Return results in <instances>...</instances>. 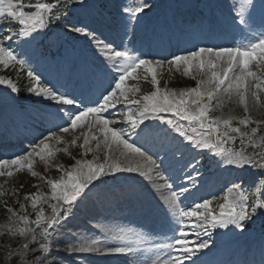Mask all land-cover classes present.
Listing matches in <instances>:
<instances>
[{
    "label": "snow or ice",
    "instance_id": "snow-or-ice-1",
    "mask_svg": "<svg viewBox=\"0 0 264 264\" xmlns=\"http://www.w3.org/2000/svg\"><path fill=\"white\" fill-rule=\"evenodd\" d=\"M62 6V0H56L53 4L49 2H35L25 4L23 0H0V25L6 29V34L0 35V65L8 68L13 65L23 67L26 61L18 59L10 46H6L16 37H29L38 29H43L51 20L52 14L59 11ZM151 5L147 0H139L135 7L125 8L124 11L129 15L130 19H136L137 15L144 13L150 9ZM255 5L252 0H239L237 17L241 25L248 24V16L251 15L249 9H254ZM47 14V15H46ZM247 14V16H246ZM63 18L67 19V12L61 13ZM61 16H56L60 19ZM5 21L7 24H5ZM13 22L18 23V31H13L7 27ZM71 31L82 33L85 36L91 37L94 41L96 51L103 58V68L99 69L104 73L110 74L112 80L109 82V87L104 90L94 101H90L92 106H88L81 98L70 93L60 92L57 89L41 86V77L35 72L29 70L27 76L34 81V86L29 87V91L47 97L49 102H54L56 112L53 114L58 119L66 124V127H61L62 133H68L70 130H77L87 126V133L84 135L83 146H87L91 140H97V135L93 132L96 128L103 135V143L111 150L112 145L122 146L124 150L122 155L139 156L142 158L143 165L147 166V170L142 174L147 176L153 171V168H158L156 161L152 156L146 155L141 147H137L135 142H129L126 138L128 135H135L137 140L147 138L154 135L159 125L152 123V120L163 121L164 125L172 126V129L179 134L180 137L186 139L189 145L194 148L207 149L214 152L218 156H223L225 162L229 165H236L240 168L251 166L253 168L264 171V151L252 152L249 154L244 144L247 143L255 148L258 147L254 142L255 134L259 131L258 121H251L257 124V127H252L250 133L242 132L239 126L233 127V117L223 118L212 116L211 113L217 108L223 106V97L221 93L227 94L229 97L235 94L245 104L247 109V93L249 91L248 78L257 79V73L250 68L255 62L264 64V31H261L258 37H255L247 45L232 48H199L196 51H190L186 55H174L171 60H149L141 59L134 56L128 49L122 45L114 46L113 43L106 42L97 37L95 30L89 31L85 27H72ZM207 53V57L204 55ZM215 57V59L213 58ZM226 59V66L221 63ZM164 63L170 66L180 68L185 66V74H191L193 68H197L201 73L207 75L206 80H200L198 86L177 92L172 89H161L160 79L158 78V69L162 68ZM143 68L146 73L151 74V83L154 85V91L144 95L141 98H133L131 94L140 92V88L136 84H129V80H139L136 75L137 70ZM84 71L95 72L96 69L85 68ZM147 79V76L144 77ZM8 85L12 91H19L17 85L11 79L0 77V85ZM255 90L251 95L256 101L260 100V91L264 89V80H260L254 85ZM106 93V94H105ZM126 108L128 129H121L113 125V121L108 119L106 112L108 109H114L117 105ZM135 108V110H134ZM165 114H171L166 116ZM178 117L179 119H173ZM180 120L188 122L190 127L186 128L180 124ZM238 123L247 127L250 123L248 118L239 119ZM59 126V125H57ZM223 126V131L221 130ZM137 129L139 131L137 132ZM215 133V140L211 139ZM230 133L236 135H230ZM165 135L167 133L165 132ZM240 140L239 150H229L224 145L229 142ZM51 139L62 140V137L57 133H51V136L45 137L40 144L35 145L31 152L24 156H16L11 160H0V176L11 177L20 169L29 171L33 168L32 157H39L44 160L45 157L54 155L49 141ZM79 139V137H77ZM76 140L72 141L75 144ZM264 143V138H262ZM97 148L100 147L98 143ZM67 151V149H65ZM87 152H92V148H87ZM198 161L190 163L189 166L193 171L198 166ZM142 164L137 161L135 166L129 163L122 167L118 161L111 163H95L93 160L78 161L71 170H67L64 176L59 179L48 180L47 183L51 187V197L53 200L60 201L70 207L75 206L78 201L86 196L87 191L91 187H95L94 182H99L109 172H140ZM36 176V172H32ZM157 176H160L157 171ZM188 180L191 182L194 177L189 175ZM167 178L165 183L158 190L161 193L163 207L171 217L176 220L177 227L173 228L175 233L172 237V243L166 245H156L157 248L169 249L165 256H157L150 261V264H183V261L174 256L172 252L182 251L187 254L192 251L188 247V233L185 230L188 225L186 219H192L191 227L193 229L200 227L204 231H208L207 225L216 228L217 225L223 228H228L230 225L245 229L247 225L254 223L253 217L260 210L264 213V187L257 189V196L249 203V195L243 190V186L238 183H233L231 187L226 189V194L222 197L223 203L219 204L217 212L213 207V201L209 199L203 200L202 203L194 206H181L180 197L187 193V187L179 188V191L174 189V183H169ZM165 192L167 194H165ZM32 207H37L43 197L37 194H29ZM54 214L51 219L46 220L43 210H41L34 223L40 225L44 221L46 228L45 234H48V229H54L66 221L71 215L68 209L60 207L57 204L52 205ZM251 209V211H249ZM19 219L24 222L25 227L18 230L19 235L27 234L30 229L28 225V217L20 216ZM195 221H202L197 224ZM7 235V233H5ZM120 240H125L123 235L116 237ZM139 238L137 239V243ZM99 241L92 240L90 244H81L77 249L73 246L72 251H97L93 246ZM207 242L199 244V248H206ZM22 248L27 250L28 244H23ZM108 253L127 254L132 253L134 248L131 243H126L121 247L107 248ZM40 253L38 261L35 258L32 264H45L51 251L47 245H41L36 250ZM11 255V254H10ZM35 255V254H34ZM19 259V257H17Z\"/></svg>",
    "mask_w": 264,
    "mask_h": 264
},
{
    "label": "rangeland",
    "instance_id": "rangeland-1",
    "mask_svg": "<svg viewBox=\"0 0 264 264\" xmlns=\"http://www.w3.org/2000/svg\"><path fill=\"white\" fill-rule=\"evenodd\" d=\"M185 1L186 0H166V3L168 4L169 2V4L174 6L175 4L182 5L184 3H187ZM190 1L193 4H196V0H190ZM217 1L220 2L223 8V10L216 11L218 16L221 17V15L224 13L229 14V16L226 17V21L219 22L217 23L216 26L214 25L212 31H210L211 32L210 37H215V36L225 37L226 36L229 38L231 37V33L235 31V25L233 24L234 20L229 17L230 16L233 17L234 12L235 14H237L238 8L236 9V7H238L239 2L238 0H217ZM253 1L254 0H252V2ZM23 2L25 4H28V3H35V2H41V1L40 0L39 1L38 0H23ZM89 2L90 1L85 2L84 8ZM138 2L139 0H105L104 1L103 12L109 13L107 14L108 17L109 16L113 17L114 18L113 21H115L119 25L126 26L127 28L125 29L126 32L125 34L123 33V36L120 33L117 34L118 37L115 35L116 38L119 39V41L120 39L124 38L126 33L131 34L132 27L134 25L136 26V23L139 19V15H137L136 19H130L129 15L124 11V9L128 7H133V5L135 4L137 5ZM226 4L231 6L230 9H226V6H225ZM200 6H203V5H200ZM258 9H260V7L259 8L255 7L254 9H250L249 12L251 13V15L247 17L248 18L247 25H241L239 23L241 25V31L239 32L237 41L240 40L243 44L244 43L248 44L254 36H259L260 32L264 31V19L261 20V17H257ZM83 19L85 20V23H88L90 20V18L87 16L86 13ZM211 19H213V21H211ZM211 19L210 18L205 19L207 21V24L210 26H212L216 22V18L212 17V15H211ZM254 22H256V24H258L259 26L258 27L255 26ZM78 27H85V25L83 23H80L78 24ZM184 27H186V25H184ZM46 28L47 26H45L43 29H38L33 34V38L31 41H29L30 37H19L16 40L14 36L13 37L14 41L12 42V44L15 46L14 48H16V50L13 48L10 41L6 42V46H10L13 49L14 54L17 55L18 59L23 60L20 57V55H18L17 53V47L20 43L27 44L29 41V42H32L33 46H29V48H26L30 52L28 55H30V57L37 56L33 52H35V50L36 52H38L41 49L42 44L47 42L45 41L44 43H39L41 39V32H45ZM88 29L89 31L93 30L92 28H88ZM70 30H63V29L58 30L57 33L54 35V39L51 41L52 43L61 42L62 48L60 49V52L62 49L64 51V54L62 52L59 56L51 58V60L45 59L44 64L49 65L50 61L52 62L53 65L55 63L52 71H56V66L59 67L61 70L62 69L69 70V68H71L73 65L71 62L72 59L76 60L75 56L79 53V50H80L79 41L80 40L83 41V39L87 37L82 33H77L78 35L81 34V38L79 37L75 39L74 37V40L76 41V43L73 46H69L70 42L67 41L66 36L67 34H71ZM46 33H49V31H46ZM3 34H6V32L3 31V25H0V35H3ZM220 40L222 39H217L214 41L215 43H219ZM34 43H38V45H35ZM195 44H198V41L195 42ZM207 47H209V44ZM140 58L145 59L147 57L141 56ZM39 62L40 60H37L35 64L33 63L29 64L31 65V67L29 66L21 67L20 65L16 64L8 68H4L2 65H0V77L11 79L13 83L17 85V88L19 89V91H12L8 85L6 84L0 85V116H3L2 107L4 108V106H6V102H9V100H11V102H14L18 99L17 100L18 102L17 101L15 102L16 105L14 106V108L10 109L11 112L8 113L11 116V118L14 117V115H18L17 112L19 111L28 110L29 106L34 104L31 102V100L32 101L38 100L40 95H37L36 93L30 92L28 90L29 87L34 86V81L30 77L27 76V72L29 70L35 72L36 75H39L41 77V86L51 87V88L59 90L60 92H63L62 87H61L62 84H64L63 79H60V77L55 72H53L56 74V78L55 80H53L51 78L50 68L49 67L46 68L44 67V65L39 66L40 67L39 69L43 72L39 74L38 71L40 70L38 71L35 70L36 66L39 65L38 64ZM56 63L59 65H57ZM92 63H93L94 68H96L98 71L99 69L103 68V58L100 56V54L97 51H95V59H93ZM255 65L258 66L259 62L258 61L255 62ZM261 65H264V64H261ZM23 69H26V78L24 79V81H26L27 86H28V89L24 90V92L26 95V99H28L29 101L19 100V98L21 97L20 96L21 87L17 83L16 78H17L18 72L21 73ZM11 71L16 72V77L9 75L8 72H11ZM157 71H158V78L160 79V88L162 90L167 88L170 90L174 89L177 92H179L184 89L198 86V83L200 81V79L198 78V74L200 73L198 69H196L195 67L193 68L192 73L187 74V75L185 74V66L183 65H181L180 68H176L175 66L164 64L163 67L158 69ZM252 71L256 72L258 75H257V79L255 80L251 77L248 78V82L250 85H255V83L259 82L260 80H264V68L262 70L260 69L256 70L255 68V69H252ZM138 73L141 74L139 76L140 79L139 80H129L128 83L130 85L136 84L140 88V92H138L137 94L142 97L144 95L150 94L155 89H154V85L151 83L150 73L149 74L146 73L144 69L142 68L139 69ZM101 76H103V73L101 74ZM101 76L98 77V80L100 83H102ZM145 76H147V79L144 78ZM93 77H96V76H93ZM106 77L108 78V80H110L109 76H106ZM54 85L57 87H55ZM58 87H61V88H58ZM221 96L223 97V101H224L223 106L220 108H217L215 111L211 113V115L216 116V117H223V118L233 117L234 118L233 127L239 126L241 128V131L246 132V133H250L252 127H257V124L251 123V121L260 122L258 125L259 131L255 134L254 142L255 144L258 145V147L260 145L262 146L263 144L262 138H264V117H263L264 113L263 114L258 113L256 115H253L251 119L249 118L247 114H243L242 111L240 112L237 109L236 111L230 114V111L228 108L229 105L225 103V94L221 93ZM231 96H232L231 105L236 106L237 104L236 96L235 94H232ZM263 99H264V95H263ZM50 104H54V102H50ZM262 106L264 107V101H263ZM46 110H50V109L46 107ZM109 110L110 109H108L107 112H109ZM51 112L54 113L56 112V110H53ZM35 113L36 111L33 110L31 114V118ZM114 113L115 114H113V117L111 116L107 118L112 120L113 124L114 125L116 124L117 127L121 129H125L121 125L122 121H124V118L121 117V114H118L117 112H114ZM123 115L124 117H126V109L123 111ZM165 115L170 116L171 114H165ZM109 116H110V113H109ZM243 118H248L250 121L247 127H244L243 125H240L238 123V120L243 119ZM173 119H179V118L173 117ZM179 122L182 126L189 128V131H190L188 122H185L182 120H180ZM61 127L63 126L56 127L55 130L53 129V131L47 132L38 142L37 141L34 142V144L31 145V147L28 149V151L31 152L32 149L35 147V145L40 144L41 141L45 139V137H49L51 136V133L55 132L59 136L62 137V140L51 139L49 141V144L55 146V152L52 157H45L44 160H41L39 157L33 156L32 157L33 168L31 171L27 169H20L18 171H16L15 169H10L14 171L13 176L11 177H8L6 175L0 176V206H3V212L1 213V218H0V264H9L10 259L16 256H23L24 258L30 257L28 259V261L30 262H27L24 260L23 264H32V261L34 258L36 261H38L41 254L37 255L36 257H34V255L29 256V254H32L31 252L32 244H33V241H35L34 239H36V236L38 235V233L42 234V238H44V241L47 243L48 247H52V248H55L61 251L70 252V253H75V251L70 250L73 248V246H75V248L78 249L81 244H85V243L90 244L92 240H97L99 241V243L102 240H104L103 238H101L100 235L96 234L97 232L88 231L82 227V224L80 223V221H85L83 220V218H79L80 221L72 220L73 224L69 223L68 221L67 222L64 221L65 230L66 232H68L66 235H64V233H61L55 236V238H52L50 237V235L47 236L49 233L45 234V230L39 229V230H34L35 234L30 236L31 239L28 241L24 240L22 237H19L18 239H16V235L14 234L15 231L19 230L20 228L25 227L24 222L20 220V222L18 224H14L13 227L6 226L5 220H7L9 217H12L13 209L17 213L18 218L20 216H27L28 222H30L34 226H38L34 223V221L36 220V217L41 210H43L44 216H46L48 211L52 208L53 204H57L58 205L57 210H59L62 203L60 201L53 200L51 197V192L45 193L43 191L44 190L43 183L45 184L46 187L47 186L50 187V185L47 183L48 180L59 179V175L62 174L63 172H66L67 170H70L73 166L77 164L78 160L80 161L81 159H83L84 161H86L87 159L84 158V149L90 147L92 143H98L100 141H103V135L100 134L96 128H94L93 132L97 135L98 139L97 140L90 139L89 145L82 147L83 140H84V135H82V133H87L88 131L87 126L74 130V131L70 130L68 133H62L60 131ZM168 129H172V126L168 125ZM221 130L222 131L224 130L223 126H221ZM175 134L178 135V133L176 132ZM230 135H236V134L230 133ZM128 136L131 137L132 135H128ZM77 137H79V139H77ZM74 139L76 140V143L72 144V141ZM211 139L213 141L215 140V133L212 134ZM235 141H232L229 143H234ZM106 147L107 146L105 144L104 146H102L103 149H105ZM244 147L247 152L250 149V154L254 151L258 152V147H255V148L251 147L247 143V141L245 142ZM65 149H67V151H65ZM200 149L202 151H205L202 148ZM171 150L172 149H170V151ZM144 152L146 153V155L151 156L147 154L146 151ZM211 153H214V152L211 151L210 154ZM167 154L163 155L162 158H159V159L157 158L158 161L161 163V167L158 170L160 173V176H163L164 179L171 177L170 180L174 179L175 183L178 184L177 180L178 179L180 180V178L182 177L180 175L193 174V170L190 166L182 170L185 166V161H182L181 153L172 154L170 152H167ZM24 155L26 154H23V156ZM205 155L206 156H204V159L206 158L208 159L210 157L209 154L206 152H205ZM216 156L217 155H215V159H216ZM157 159H153V160H157ZM110 161L113 162L112 159ZM197 161L199 163L194 173H198L199 171H201L202 169L201 167H203L204 165H208L206 163L201 164V158H199L198 160H195V162ZM186 163L189 165L190 163H193V161L192 159L188 158L186 160ZM209 163H213V162L209 161ZM251 169H254L257 172H259L258 179L259 178L261 179L260 180L261 185L259 188L264 187V172L263 171L253 168L251 166H245L243 168H240L236 165L233 171L238 176L244 175L243 176L244 179H242V182L240 181V184L242 185L246 176H248L247 173L251 171ZM3 170L4 169H0V171H3ZM32 172H36L37 175L33 176ZM164 172H166V174H164ZM205 172L206 170H204L202 174H206ZM154 174H157V173H154ZM110 175L115 178L109 179L111 178ZM126 177L127 175L124 172H119V173L109 172L104 178H107L108 180L118 179V180L124 181ZM153 177L154 178L152 179L161 178L159 176H153ZM252 177H255V175H252ZM102 179L99 182H94L95 185L97 184L95 187L96 189L100 187H105L107 185H111L113 183V181H107L106 179H103L104 182H102ZM235 183H238V182H235ZM232 184L233 183L226 186L224 189V192L221 195H218V197L208 198L209 200L213 201L212 207L217 212L219 211V207H218L219 204L223 203L222 197L226 194V189L228 187H231ZM162 186L163 185L159 186L158 184H156V186H151L150 188H148V192L147 190H144L140 192V194H136L135 197L131 195V198L133 199L132 202H128L127 200L115 201V199H111L114 205L112 204H107V206L105 205V208H104L105 212L100 211L99 208H97L93 204L88 211L84 210L89 215H96V216L103 215L104 216L101 219H97L96 220L97 222H94V221L92 222L94 223L95 227H97L98 229H102V231H104L105 236L107 237L105 239L106 249L110 247H121V246H124L126 243H131L132 247L134 248L133 256L135 257V264H137L136 261H141V260H145L146 262L149 261L151 258L149 257L150 255H153L154 256L153 259H155L157 256H161V253L165 254L167 252L166 248L156 247V245L169 244L170 240L172 239V236L175 234V233L174 234L172 233L173 227L169 229L167 228L168 229L167 231L164 230V232L159 233V231L163 230V227L165 226V217L169 218L170 216L168 213H166L163 207L161 193L158 190ZM39 190L41 192L42 191L44 192V195L42 196L43 200L41 203H38L37 207L33 208L31 201L28 197H29V194H37V193L40 194ZM243 190L246 192L247 195H249V203H251L253 198L257 196L256 188L254 189L252 186L251 187L243 186ZM246 190H249L251 193ZM198 191H200V189H196L195 192H190L189 190L187 193H184L183 195H181L180 200L183 202L182 207H184L186 204H189V203L192 204V202H194L195 204L202 203L203 200L200 199L201 194H199ZM165 194L167 193L165 192ZM136 205L140 206L139 210L136 211L135 213L138 219L142 220L143 218L141 219V215L143 214L148 216L147 223L144 224L143 222L142 226L137 223L139 225L138 227H136L133 224H129L128 220L123 218L124 211H130L131 206H132V209L133 208L136 209ZM145 208H146V212L144 210ZM249 211H251V209H249ZM253 219H254V223L247 225L245 229H241L237 226L230 225L228 228H226V230L223 233H218L216 235H209L207 237V240L205 241L207 242L208 246L203 249L204 251L206 250L208 251L211 249V254L210 256L208 255L207 257H205V259L214 257L216 254H218L220 243L227 242V245H228L229 240L230 242H232V245H228V247L230 249L232 248L233 250L236 249L237 246L248 248L249 244L256 243L259 240L257 228L261 226L260 223L264 224V213L258 210L255 216L253 217ZM98 220H100L101 222H99ZM171 220H172V223L173 222L176 223V220L174 217H171ZM189 222L190 224H188ZM195 222L197 224L203 223L202 221H195ZM185 223L191 226L193 223V220L186 219ZM175 225L177 227V224H174V226ZM81 229L86 234L89 233L90 235H92L94 238L89 239L90 241H87L85 239L83 240V242L80 240H74L73 237L75 236L77 237L78 235V239H79V237L83 235ZM197 230L200 231L202 230V228L197 227ZM261 230L264 232V229H261ZM31 232H32V229H30V231L27 234L29 235L31 234ZM5 233H7V235H5ZM187 233L189 236L190 234H193L195 232L193 230H189ZM195 234H197L200 238L202 237L198 233H195ZM236 234H240L241 238L237 240ZM120 235H123L125 237V240L116 241L115 240L117 239L116 237ZM262 236L264 238V233ZM63 237H65L67 240H63ZM138 238H139V242L137 243ZM190 239H191V235L189 236V240ZM23 244H28L27 250L22 248ZM98 244L94 245L93 247L97 248ZM222 248L224 250L226 249L225 247H222ZM110 254L111 255L108 257L109 260H106L104 264H115L117 262L118 259L116 258V254L118 253H110ZM71 258L76 259L77 264H102V262H99L98 260L99 257L92 258V257L86 256L85 258H78V256H76V258H74V256L69 255L67 260L66 259L64 260L61 257H57L54 254L48 256V259L45 261V264H48L51 261L56 260V259L61 261L63 264H74L68 261V259H71ZM129 264H133V261L130 260ZM198 264H202V261L199 262ZM235 264H238V263H235Z\"/></svg>",
    "mask_w": 264,
    "mask_h": 264
},
{
    "label": "bare ground",
    "instance_id": "bare-ground-1",
    "mask_svg": "<svg viewBox=\"0 0 264 264\" xmlns=\"http://www.w3.org/2000/svg\"><path fill=\"white\" fill-rule=\"evenodd\" d=\"M147 2L150 5H152L150 18H144L143 19L144 22H142V26L151 25V24L155 23L156 21L160 22L165 17L167 12L169 11V7H167V9H166V6H167L166 0H147ZM217 8H218V3L213 1V0H211L210 6L207 9V14L209 15L213 11V9H214V12H215V9H217ZM90 41H91L92 44L89 43ZM92 41H93L92 38L88 37V40H87L88 46L87 47H92V49L90 48L87 51L88 54L89 53L93 54L94 50H96V48L94 46V41L93 42ZM114 45H118V44L116 42H114ZM119 45H121V44H119ZM199 48H202V47L196 48L195 51L198 50ZM219 48H228V46L216 45L213 49H219ZM204 55L207 57L208 54L205 53ZM90 56H93V55H90ZM213 58L215 59V57H213ZM226 59L227 58H225L224 61H221V63H223L225 66H226ZM199 73L200 74H198V78L200 80H202V79L206 80L208 78L207 75H205L204 73H201L200 71H199ZM263 92H264V89H262L260 91V96L261 97L263 95ZM131 95L133 96V98H141L140 96H138L137 93H134V94H131ZM231 98H232V96L229 97L227 94H225V103L229 105L228 108H229L230 114L233 113L234 111H236V109L239 110L240 112L242 111L243 114L245 112H247L249 114L250 118L252 117V115H256L258 113H264V107H259V108L257 107L256 101L253 99V97L251 95V90H249L248 93H247V109H245V104L240 100V98L238 96H236V100H237L236 106L235 105L234 106L231 105ZM11 104L14 105V103H12V102L7 103V105H11ZM36 104L38 106H45V105L49 104L48 98L47 97H43V96L40 95ZM6 107H7V109L9 108V106H6ZM124 109L125 108H122L121 105H118V106H116V108H114L110 112V114H111V116H113V114H114V112L116 110L119 111L120 114H122ZM134 110H135V108H134ZM152 123L155 124V125H159V127L157 129H159V128L166 129L167 128V126L163 125L162 121H157V120L153 119ZM124 125L126 127H129V124L127 122L124 123ZM183 140L187 141L186 139H183ZM98 143L100 144L99 148L96 147V145ZM98 143H92L91 144L90 148L93 149L92 152H87L86 151L87 148L84 149V156H85V158L87 160H93L95 163H104L107 160V162L111 163L110 160L112 159L113 161L120 162L122 167L127 166L129 163H131L132 166H135L136 162L140 161L141 164H142L141 171L140 172H135V173L133 172V173L129 174L130 176H135L136 174H141L140 176L137 177L138 183L142 186V187H139V188H143V189L148 190V188H150L151 186H156V184L161 186V185H163L165 183V179L163 178V176H159L161 178H158V179H152L154 177L151 176L152 174L157 173V171L161 167V163L158 160H155V161H156V165H158L159 167L158 168L154 167L153 171L151 173H149L147 176H145L142 173L147 170V166L143 165V161H142L141 157L132 156L131 154H129L128 156L122 155V152L124 151L122 149V146L112 145L111 150H109L108 147H106L105 149L102 148V146H104L103 141H100ZM187 143H189V142L187 141ZM50 146L53 149V152H55V146L51 145V144H50ZM136 146L140 147L139 143H136ZM181 148L182 147H179L177 149L180 150ZM199 153H200V151L197 154H199ZM21 154L22 153L10 154L8 156L7 160H11V159L15 158L16 156H22ZM2 159H4V158H2ZM227 169L229 171H232V169H230L228 167H227ZM65 173L66 172H63L62 174H60L59 178L61 176H64ZM192 181L190 182L188 180L186 183L182 184L179 187H175L174 189L175 190H177V189L179 190V188H181V187H190ZM168 182L169 183H173L170 180H168ZM219 185H221V182L219 180L214 181L212 183V187H216L217 188V187H219ZM126 186H127V183L124 184V187L128 190V194H130L132 192V190L128 189ZM44 192L45 193H48V192L50 193L51 192V187H48V186L44 187ZM44 192L42 191V192H40V194L43 196ZM95 195H97V193L92 192V190L87 191L86 196L83 197L80 201H78V203L76 204V209L71 212V215L68 217L66 222L68 221L69 223L73 224L72 220L79 221V218L81 216V211L83 209L88 211L90 209V207H91V200L93 199L94 201H96L95 200ZM181 206H183V202L182 201H181ZM136 211L137 210H130V213L135 215ZM82 216H83V214H82ZM85 218H87L90 221L97 222L96 221L97 220L96 216H91V217L90 216H86ZM100 218H102V217H100ZM98 221L101 222L100 220H98ZM144 221H146V219H144ZM11 222H12L11 219H10V222L6 221V223H8V224H10ZM132 222L136 223L137 221L136 220H132ZM189 228H190V226L188 225V227L186 229H189ZM210 228H212L211 225L210 224L207 225V229H210ZM213 230H215L218 233H223L225 231L224 228L220 227L219 225H217L216 228H213ZM204 232L207 233L208 231L207 232L204 231ZM61 233L66 234V230H65L64 224H61V225L57 226L55 228V231L52 233V236H55V235L61 234ZM218 233H215V235L218 234ZM16 234H17V236L19 235L18 230L16 231ZM96 234L100 235L101 238L104 239L98 244V247L96 248L98 250L97 251H90V252L87 251L85 253H81V255H88V257H94L95 255H100L99 256L100 258L98 260H99V262H102V264H104V262H106V260H109L108 257L111 255L110 253H108L106 251V246H105L106 241H105V239L107 237L105 236V233H104V231H102V229H98ZM21 236H23L26 240H28L26 238L27 234L21 235ZM77 237H78V235H77ZM191 237H192V239L188 243V247L192 251L188 252L187 254L183 253L182 251L175 252V253L172 252V254L174 256H178L180 259L191 257V255L195 252L196 247H198V245L201 242H203V240L207 239L206 235L202 239H199L198 237H195V235H193V234L191 235ZM236 237H237V239H240L241 235L240 234H236ZM93 238L94 237L92 235H90V234H83L81 237H79V240L83 241L85 239L87 240V239H93ZM228 245H231V243H229ZM163 256H165V255H163ZM150 261H148L146 264H150Z\"/></svg>",
    "mask_w": 264,
    "mask_h": 264
}]
</instances>
